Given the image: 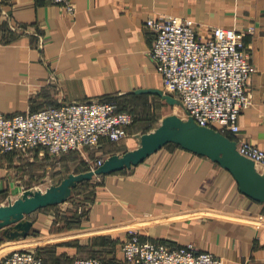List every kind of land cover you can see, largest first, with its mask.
I'll use <instances>...</instances> for the list:
<instances>
[{
    "label": "crops",
    "instance_id": "1",
    "mask_svg": "<svg viewBox=\"0 0 264 264\" xmlns=\"http://www.w3.org/2000/svg\"><path fill=\"white\" fill-rule=\"evenodd\" d=\"M73 5L70 16L49 0H0L1 113L161 99L133 92L162 90L150 55L155 34L146 22L174 16L197 23L201 37L212 27L232 28L241 36L253 73L247 86L251 104L239 116L240 138L264 150V0H73ZM131 126L117 150L99 149L100 158L137 148V136L145 132ZM48 157L44 149L0 155V206L36 190L23 180L38 174ZM96 178L85 204L73 207L69 198L59 204L66 205L59 215L45 212L56 205L27 216L33 225L25 239L9 241L0 230V262L24 248L42 254L45 264L86 257L124 264L120 245L135 228L143 239L172 247L191 243L223 264H264V202L243 195L231 173L209 158L169 144L138 166Z\"/></svg>",
    "mask_w": 264,
    "mask_h": 264
},
{
    "label": "built area",
    "instance_id": "2",
    "mask_svg": "<svg viewBox=\"0 0 264 264\" xmlns=\"http://www.w3.org/2000/svg\"><path fill=\"white\" fill-rule=\"evenodd\" d=\"M73 16V0H49ZM146 26L155 34L150 55L164 93L181 101L186 119L211 128L236 143L237 152L264 170V150L240 138L239 116L251 104L247 91L253 67L241 36L232 28L212 27L206 37L191 19L169 16L150 18ZM130 112L114 102H71L34 112L7 116L0 112V155L27 154L44 149L49 158L84 147L99 148L128 137ZM98 158L89 171L104 163ZM124 264H223L222 258L189 243L172 247L143 239L139 230H127L120 245ZM0 264H44L37 252L14 249ZM74 264H107L97 257L76 259Z\"/></svg>",
    "mask_w": 264,
    "mask_h": 264
},
{
    "label": "water",
    "instance_id": "3",
    "mask_svg": "<svg viewBox=\"0 0 264 264\" xmlns=\"http://www.w3.org/2000/svg\"><path fill=\"white\" fill-rule=\"evenodd\" d=\"M133 93L156 95L171 106L183 107L180 100L161 89H140ZM137 139V148L108 157L94 171L70 174L60 184L51 185L44 192L25 190L15 201L0 206V230L3 237L9 241L25 239L33 225L27 216L39 209L65 203L79 183L138 166L169 144L219 164L231 173L243 195L264 202V171L260 173L253 161L241 156L236 150V143L229 137L211 128L198 126L191 118L184 120L176 115L166 116L157 128L138 135Z\"/></svg>",
    "mask_w": 264,
    "mask_h": 264
},
{
    "label": "rangeland",
    "instance_id": "4",
    "mask_svg": "<svg viewBox=\"0 0 264 264\" xmlns=\"http://www.w3.org/2000/svg\"><path fill=\"white\" fill-rule=\"evenodd\" d=\"M121 106L124 110L132 114L134 120L131 125L140 132H150L154 130L160 125L162 119L169 115H176L184 120L186 119L183 107L179 105L171 106L159 98L155 99L148 97L141 101L127 100V102ZM124 140H126V138L117 143H108L103 145L101 146L102 148L84 147L79 151L63 155L56 160H52L48 157L46 164H43L41 167H39L38 174L23 180V184L32 186L33 188H36V190H41L44 192L51 185L60 184L61 181L70 174H79L89 171L91 165L96 161V159L101 157V155L98 154L99 149L104 150L109 148L110 150L115 151L117 150L116 147L121 145ZM19 158L21 159L22 157L19 156ZM29 168L31 167L29 166ZM96 177L91 181L79 183L76 188H74L73 195L70 197L69 201L73 207L75 206L77 208V205L85 204L82 202V200L87 202L88 198L92 197L93 192L96 190L98 185V178ZM65 208L66 205L63 204L45 209V212L56 211L59 215V213L62 212V209ZM83 214H85V211Z\"/></svg>",
    "mask_w": 264,
    "mask_h": 264
},
{
    "label": "trees",
    "instance_id": "5",
    "mask_svg": "<svg viewBox=\"0 0 264 264\" xmlns=\"http://www.w3.org/2000/svg\"><path fill=\"white\" fill-rule=\"evenodd\" d=\"M106 101L114 102V103H116V104L118 105V107H119L120 110H122V111H126V110H124L123 107H122L120 104H118L117 102L112 101V100H107V99H106ZM145 133H147V132H145ZM104 143H105V142H104ZM102 146H103V145H102ZM84 182H87V181H84ZM38 253H39V252H38ZM38 253H37V254H38ZM38 255L41 256V257L43 258V255H42V254L39 253ZM99 259H101V258H99ZM101 260H103V259H101ZM43 261H44V258H43ZM103 261H104L105 263L109 264V263L106 262L105 260H103ZM44 264H45V261H44Z\"/></svg>",
    "mask_w": 264,
    "mask_h": 264
},
{
    "label": "bare ground",
    "instance_id": "6",
    "mask_svg": "<svg viewBox=\"0 0 264 264\" xmlns=\"http://www.w3.org/2000/svg\"><path fill=\"white\" fill-rule=\"evenodd\" d=\"M169 95H171V96H172L173 94H172V93H169ZM256 168H258V169H259V167H256ZM259 170H260V169H259Z\"/></svg>",
    "mask_w": 264,
    "mask_h": 264
}]
</instances>
